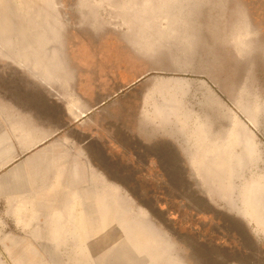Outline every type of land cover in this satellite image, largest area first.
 <instances>
[{"label":"crops","instance_id":"obj_1","mask_svg":"<svg viewBox=\"0 0 264 264\" xmlns=\"http://www.w3.org/2000/svg\"><path fill=\"white\" fill-rule=\"evenodd\" d=\"M122 78L121 34L91 50L0 53V264H153L156 226L122 213V170L151 193L183 189L193 213H220L225 227L241 218L257 242L231 200L234 184L191 195L196 172L232 169L233 159L217 161L214 131L157 112L177 104L180 80L122 90Z\"/></svg>","mask_w":264,"mask_h":264},{"label":"rangeland","instance_id":"obj_2","mask_svg":"<svg viewBox=\"0 0 264 264\" xmlns=\"http://www.w3.org/2000/svg\"><path fill=\"white\" fill-rule=\"evenodd\" d=\"M104 33H122L124 64L142 61L138 80L123 79L122 90L135 81L180 80L177 104L160 103L157 112L167 108L202 134L214 131L217 161L233 159L229 170L192 171L198 179L191 180V195L213 196L231 182V200L255 231L252 246L264 242L256 208L264 205V0H0V53L65 48L72 34L97 42ZM140 179L122 170V213H143L155 224L153 264H196L184 231L188 217L176 213L186 212L182 187L175 193L180 200L158 203Z\"/></svg>","mask_w":264,"mask_h":264},{"label":"flooded vegetation","instance_id":"obj_3","mask_svg":"<svg viewBox=\"0 0 264 264\" xmlns=\"http://www.w3.org/2000/svg\"><path fill=\"white\" fill-rule=\"evenodd\" d=\"M120 34L122 35V33H104L97 42L90 39L83 40L80 39L79 34H72V39L67 40L64 49L91 50L94 46L101 44V40L106 39L108 35L111 36V39H115ZM105 44L110 49L117 46V42L114 41L105 42ZM135 62L134 65H126L122 60V80L125 78L131 79L133 74L140 73L139 68L141 66L139 67V64H142V61L138 57ZM138 184L143 187V180L140 179ZM147 187L150 188L151 186ZM147 187L145 186V188ZM152 190L156 191L149 192V197L154 202L161 199L172 202L171 200L176 196L172 187L167 188L166 186L158 191L152 188ZM183 208L186 209V212L176 210V213H186V217H188V223L184 231L188 237L191 261L196 262V264H264V242L252 246V242L246 236L241 224L238 227L235 225L225 227L221 223L220 213H193L189 202H186ZM196 254L198 257L194 256Z\"/></svg>","mask_w":264,"mask_h":264},{"label":"bare ground","instance_id":"obj_4","mask_svg":"<svg viewBox=\"0 0 264 264\" xmlns=\"http://www.w3.org/2000/svg\"><path fill=\"white\" fill-rule=\"evenodd\" d=\"M256 208L260 212L259 217H260L261 221L264 223V205L262 203H260V204L257 203Z\"/></svg>","mask_w":264,"mask_h":264},{"label":"water","instance_id":"obj_5","mask_svg":"<svg viewBox=\"0 0 264 264\" xmlns=\"http://www.w3.org/2000/svg\"><path fill=\"white\" fill-rule=\"evenodd\" d=\"M188 263H189V261H188Z\"/></svg>","mask_w":264,"mask_h":264}]
</instances>
